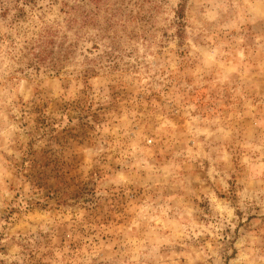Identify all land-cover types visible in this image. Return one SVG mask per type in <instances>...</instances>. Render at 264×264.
Returning a JSON list of instances; mask_svg holds the SVG:
<instances>
[{
  "label": "rangeland",
  "instance_id": "374dc122",
  "mask_svg": "<svg viewBox=\"0 0 264 264\" xmlns=\"http://www.w3.org/2000/svg\"><path fill=\"white\" fill-rule=\"evenodd\" d=\"M0 264H264V0H0Z\"/></svg>",
  "mask_w": 264,
  "mask_h": 264
}]
</instances>
